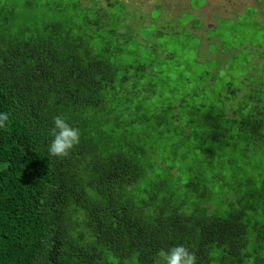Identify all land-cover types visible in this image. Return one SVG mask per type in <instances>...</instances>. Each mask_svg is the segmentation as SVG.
I'll use <instances>...</instances> for the list:
<instances>
[{
  "label": "trees",
  "instance_id": "obj_1",
  "mask_svg": "<svg viewBox=\"0 0 264 264\" xmlns=\"http://www.w3.org/2000/svg\"><path fill=\"white\" fill-rule=\"evenodd\" d=\"M18 16L17 7L0 3V112L9 114L0 129V264H153L157 251L181 244L196 253V264H264V219L241 204L264 186L242 195L227 187V201L201 173L170 192L140 186L144 170L139 155L128 153L133 144L122 148L105 134L113 58L85 42L84 21ZM131 68L141 76L144 66L124 65L122 80ZM257 91L246 119L224 122L260 141L250 148L264 158V91ZM58 115L81 132L69 158L48 154Z\"/></svg>",
  "mask_w": 264,
  "mask_h": 264
},
{
  "label": "rangeland",
  "instance_id": "obj_2",
  "mask_svg": "<svg viewBox=\"0 0 264 264\" xmlns=\"http://www.w3.org/2000/svg\"><path fill=\"white\" fill-rule=\"evenodd\" d=\"M0 3L19 9L16 22L84 21L85 42L113 58L115 81L104 96L105 134L122 148L133 144L128 153L139 155L144 170L140 186L170 192L201 173L219 200L233 198L227 187L238 195L263 189L257 174L264 177V158L250 148L261 142L245 139L236 125L224 121L246 119L257 103L252 100L259 98L257 90L264 91V0ZM127 64H142L141 76L131 68L122 80ZM215 134L227 144L211 141ZM244 203L248 215L264 219V194L257 191Z\"/></svg>",
  "mask_w": 264,
  "mask_h": 264
},
{
  "label": "clouds",
  "instance_id": "obj_3",
  "mask_svg": "<svg viewBox=\"0 0 264 264\" xmlns=\"http://www.w3.org/2000/svg\"><path fill=\"white\" fill-rule=\"evenodd\" d=\"M8 122L9 114L0 112V129L6 128ZM52 124L48 132L52 137L48 154L54 158H69L72 150L80 143L81 132L60 115L53 119ZM196 261V253L182 244L167 251L160 249L153 258V264H196Z\"/></svg>",
  "mask_w": 264,
  "mask_h": 264
}]
</instances>
